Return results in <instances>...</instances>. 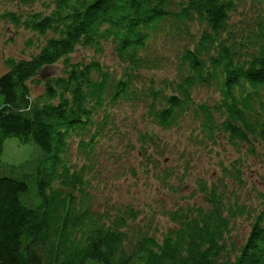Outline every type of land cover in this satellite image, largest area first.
Here are the masks:
<instances>
[{
	"label": "trees",
	"instance_id": "1",
	"mask_svg": "<svg viewBox=\"0 0 264 264\" xmlns=\"http://www.w3.org/2000/svg\"><path fill=\"white\" fill-rule=\"evenodd\" d=\"M50 1L49 14L6 15L52 35L29 59L6 60L8 70L0 75V264H264V193L259 207L227 194L226 178L242 183L240 157L221 167L216 182L199 181L208 205L171 211L175 225L160 241L133 230L134 207L97 210L92 192L104 138L124 134L114 112L121 104L143 105L145 128L132 125L151 172L159 166L150 155L162 141L154 127L187 126L194 143L227 137L264 157V0H252L249 15L238 13L246 0ZM193 22L198 34L190 30ZM161 36L173 46L182 42L172 58L175 77L136 85L141 71L171 63L155 46ZM104 42L125 65L122 76L97 59L72 62L79 45L101 50ZM58 61L63 74L46 78L43 93L33 96L30 83ZM202 86L217 91L214 103L195 100ZM13 136L36 146L19 164L2 161L4 140ZM164 173H157L161 181ZM242 216L251 220L246 240L227 244Z\"/></svg>",
	"mask_w": 264,
	"mask_h": 264
},
{
	"label": "rangeland",
	"instance_id": "2",
	"mask_svg": "<svg viewBox=\"0 0 264 264\" xmlns=\"http://www.w3.org/2000/svg\"><path fill=\"white\" fill-rule=\"evenodd\" d=\"M54 4L50 0H38L33 4L24 5L19 0H0V75L8 70L6 60L10 57L15 59H29L39 51L47 36L39 35L32 30L26 29L21 24H15L13 19L6 16L7 13H14L20 20L28 17L29 13L49 14ZM252 0L241 3L238 13L252 14L255 10ZM236 19L238 16L235 17ZM192 33L198 34L199 26L196 22L190 24ZM161 36L155 41V46L170 58H174L179 44H170ZM169 43V44H168ZM165 44L168 46L165 47ZM99 60L105 68L114 75L122 76L125 65L118 61L111 43L104 42L101 50L92 47L78 46L71 55L72 62H88ZM175 59H172L168 67L158 70L141 71L135 79L136 85L143 86L149 84V79L153 78L159 83L163 79H173L176 75ZM65 65L58 61L52 66L43 68L37 75V81L31 82L32 95L43 93L46 78L63 74ZM196 101H206L214 103L218 98L215 89L203 87L194 92ZM136 109V110H133ZM143 105L132 106L129 104L118 105L114 109L117 125L122 131L120 139L104 138L101 149V160L96 167L97 176L93 179L92 192L95 194L97 210H110L112 205H130L139 211L137 219L134 221L133 229L141 235H154L159 241L164 237L167 229L175 224L170 219L169 213L187 207L197 208V206L208 205L206 196L201 192L199 181L210 185L221 176V167L229 165L230 161L240 157L242 162L241 178L242 183L235 179L226 178L227 194L231 196V201L246 203L247 205L261 206V195L264 193V157L254 156L247 151V145L234 147L228 142L227 137L211 142L206 139L204 144L194 143L190 140L191 133L187 126L182 130L172 129L171 131H161L154 127V132L162 139L159 152L151 148L152 158L157 161L159 168L154 171L146 170L144 163L146 158L140 156V146L137 142L138 135L133 128V123L138 127L145 128L140 112ZM124 118L127 120L123 121ZM190 120V119H189ZM196 127L193 122L186 121ZM199 130V128L197 129ZM197 133V131L195 132ZM203 139V135L198 133ZM132 147H128L130 143ZM135 146V147H134ZM128 147V148H127ZM241 148V149H240ZM120 153L114 157L112 152ZM2 161L10 164H19L30 158L36 152V146L32 143L22 144L18 138H6L3 144ZM82 164V161L79 163ZM147 164V163H145ZM148 165V169H151ZM121 167V168H119ZM163 174L161 181L157 173ZM167 171V172H166ZM155 174L157 177H155ZM161 178V177H160ZM235 190V195L232 194ZM225 197L224 202H226ZM251 220L247 216H242L233 223V230L229 236L241 246L246 240L250 230Z\"/></svg>",
	"mask_w": 264,
	"mask_h": 264
}]
</instances>
